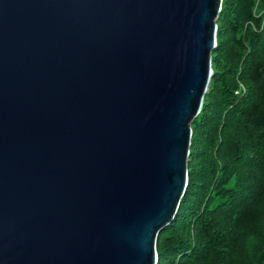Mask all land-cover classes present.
<instances>
[{
	"label": "water",
	"instance_id": "95a60500",
	"mask_svg": "<svg viewBox=\"0 0 264 264\" xmlns=\"http://www.w3.org/2000/svg\"><path fill=\"white\" fill-rule=\"evenodd\" d=\"M221 2L0 0V264L157 263Z\"/></svg>",
	"mask_w": 264,
	"mask_h": 264
},
{
	"label": "trees",
	"instance_id": "16d2710c",
	"mask_svg": "<svg viewBox=\"0 0 264 264\" xmlns=\"http://www.w3.org/2000/svg\"><path fill=\"white\" fill-rule=\"evenodd\" d=\"M254 2H221L219 79L191 124L187 187L156 264H264V25L245 28L260 27Z\"/></svg>",
	"mask_w": 264,
	"mask_h": 264
},
{
	"label": "rangeland",
	"instance_id": "374dc122",
	"mask_svg": "<svg viewBox=\"0 0 264 264\" xmlns=\"http://www.w3.org/2000/svg\"><path fill=\"white\" fill-rule=\"evenodd\" d=\"M253 15L254 16H256L257 18H259L260 20H261V22H260V27L259 28H256L254 25H253V23H251V22H249V23H247L246 25H245V28L246 29H252V31H254V32H257V31H261V29L263 28V25H264V7H261V5H260V0H255V2H254V6H253ZM224 51H222V53H223ZM212 58V57H211ZM222 59V58H221ZM221 59H219L215 64H214V66L213 67H211L212 68V74H213V69L215 70V69H217L218 71H219V64H220V60ZM213 64V63H212ZM212 66V65H211ZM211 79H214L215 81L216 80H218L219 79V76H213V78H212V76H211ZM210 79V84H209V87H208V91H207V93H206V95H209L210 93L212 94V92H213V86H214V84H212V80ZM240 89L242 90V91H244V87L241 85L240 86ZM205 95V96H206ZM204 96V97H205ZM193 122V121H192ZM192 124V123H191ZM227 152V151H226Z\"/></svg>",
	"mask_w": 264,
	"mask_h": 264
}]
</instances>
